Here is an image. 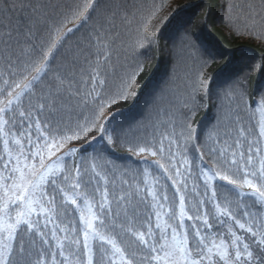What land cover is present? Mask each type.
Wrapping results in <instances>:
<instances>
[{
  "label": "snow or ice",
  "instance_id": "6c2138e0",
  "mask_svg": "<svg viewBox=\"0 0 264 264\" xmlns=\"http://www.w3.org/2000/svg\"><path fill=\"white\" fill-rule=\"evenodd\" d=\"M217 24L264 0H0V264H264V51Z\"/></svg>",
  "mask_w": 264,
  "mask_h": 264
},
{
  "label": "trees",
  "instance_id": "16d2710c",
  "mask_svg": "<svg viewBox=\"0 0 264 264\" xmlns=\"http://www.w3.org/2000/svg\"><path fill=\"white\" fill-rule=\"evenodd\" d=\"M157 3L160 2V0H156ZM189 0H173V5L175 4H181V3H187ZM222 0H216V3H221ZM218 10H215L213 13V17L216 18L218 16ZM71 27V25H69ZM216 31L219 34V39L222 41L223 46H226L228 49H235L236 46H240L241 50H246L250 53H258L260 51H264V45H262V42L254 40V39H240L235 36H230L227 29L222 24L216 25ZM215 67V65H213ZM147 75V73H145ZM144 77L142 76L141 79ZM130 103V102H129ZM116 107L120 108H126L128 107V104H119Z\"/></svg>",
  "mask_w": 264,
  "mask_h": 264
}]
</instances>
